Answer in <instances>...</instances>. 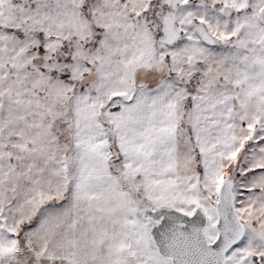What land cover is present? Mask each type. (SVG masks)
Listing matches in <instances>:
<instances>
[{"label":"snow or ice","instance_id":"snow-or-ice-1","mask_svg":"<svg viewBox=\"0 0 264 264\" xmlns=\"http://www.w3.org/2000/svg\"><path fill=\"white\" fill-rule=\"evenodd\" d=\"M0 264H264V0H0Z\"/></svg>","mask_w":264,"mask_h":264}]
</instances>
